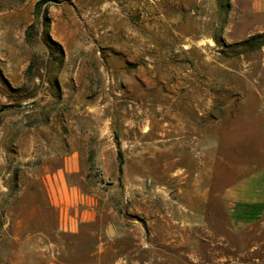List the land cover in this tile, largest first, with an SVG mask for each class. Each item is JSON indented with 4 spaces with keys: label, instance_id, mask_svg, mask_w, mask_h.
<instances>
[{
    "label": "rangeland",
    "instance_id": "obj_1",
    "mask_svg": "<svg viewBox=\"0 0 264 264\" xmlns=\"http://www.w3.org/2000/svg\"><path fill=\"white\" fill-rule=\"evenodd\" d=\"M234 8L0 0V195L42 185L74 150L73 178L97 210L75 234L43 219L36 255H19L0 219V264H264V226L223 227L232 217L222 192L264 191V30ZM191 185L214 236L198 255L163 242V219H197L182 204Z\"/></svg>",
    "mask_w": 264,
    "mask_h": 264
},
{
    "label": "crops",
    "instance_id": "obj_2",
    "mask_svg": "<svg viewBox=\"0 0 264 264\" xmlns=\"http://www.w3.org/2000/svg\"><path fill=\"white\" fill-rule=\"evenodd\" d=\"M232 1L238 17L254 18L261 23L256 30H264V0ZM67 141L72 142L70 139ZM59 158L62 161L61 165L47 174L45 179L43 178L42 185L34 187L21 185L9 196L4 194L2 198L0 195V211L3 212L0 219H6V232L10 233L14 241L19 242V255H28L29 252L31 255H36L42 252L43 249L38 247L37 241H44L46 238L43 219H48L49 215L55 219L53 232L56 234H75L81 225L91 224L97 220V210L93 200L83 195L73 178L80 172L79 154L71 150ZM250 180L247 184L251 182ZM191 187L192 185L185 189L182 204L188 213L195 208L197 218L199 215L196 210L203 202L202 200L199 202L197 190L194 194ZM222 197L228 202L232 217V219H225L224 230L253 232L257 226L260 228L264 226V219H258L264 209V191L236 185L222 192ZM233 204L243 206L244 212L234 209ZM28 219H40V221H36L37 224L32 229L29 228ZM162 232L166 246L174 248L181 246L186 250L187 255L201 254L205 246V238L208 239L207 241L214 239L213 232L205 223V219L198 218L163 219ZM215 238L227 239L222 234ZM33 243L36 244L33 245ZM29 245L32 246L29 248ZM207 248L209 245L206 246Z\"/></svg>",
    "mask_w": 264,
    "mask_h": 264
},
{
    "label": "bare ground",
    "instance_id": "obj_3",
    "mask_svg": "<svg viewBox=\"0 0 264 264\" xmlns=\"http://www.w3.org/2000/svg\"><path fill=\"white\" fill-rule=\"evenodd\" d=\"M176 106V105H175ZM161 112V111H160ZM171 112H172V110H169V111H167L164 115H163V117H162V119L163 120H166L167 118H168V116L171 114ZM177 112H179V111H177ZM176 113V112H175ZM175 115V114H174ZM172 117H173V115H172ZM177 118V117H176ZM180 118V117H179ZM161 119V120H162ZM173 119H175L174 117H173ZM176 120V119H175ZM167 128H169V125H167V127L164 129V132H162V135L164 136V137H168V136H170V134H171V131H168L167 130ZM172 128V127H171ZM179 133H181V132H179ZM183 133V132H182ZM150 135V134H149ZM162 136V137H163ZM151 137H153V136H151ZM178 137V136H177ZM186 138V137H185ZM153 141V140H152ZM176 142V141H175ZM180 142V141H179ZM162 144H161V146L163 147H165L167 144H166V142H161ZM170 143V142H169ZM169 146V145H168ZM152 149V148H151ZM166 149V148H165ZM182 178V177H181Z\"/></svg>",
    "mask_w": 264,
    "mask_h": 264
},
{
    "label": "water",
    "instance_id": "obj_4",
    "mask_svg": "<svg viewBox=\"0 0 264 264\" xmlns=\"http://www.w3.org/2000/svg\"><path fill=\"white\" fill-rule=\"evenodd\" d=\"M211 115L214 119H218L221 115V111L219 109H214L213 111H211ZM109 231L111 233L113 232L112 226H109Z\"/></svg>",
    "mask_w": 264,
    "mask_h": 264
}]
</instances>
